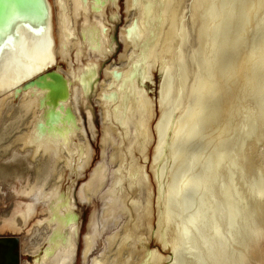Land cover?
<instances>
[{
    "label": "bare ground",
    "instance_id": "bare-ground-1",
    "mask_svg": "<svg viewBox=\"0 0 264 264\" xmlns=\"http://www.w3.org/2000/svg\"><path fill=\"white\" fill-rule=\"evenodd\" d=\"M115 6L43 0L1 37L0 189L31 197L3 229L40 208L30 264H75L76 198L99 196L83 264L115 225L92 264H264V0H126L103 67ZM91 95L101 157L77 197L65 181L92 162Z\"/></svg>",
    "mask_w": 264,
    "mask_h": 264
},
{
    "label": "rangeland",
    "instance_id": "rangeland-1",
    "mask_svg": "<svg viewBox=\"0 0 264 264\" xmlns=\"http://www.w3.org/2000/svg\"><path fill=\"white\" fill-rule=\"evenodd\" d=\"M118 1L120 4V8H117L115 6L114 8H116V9H114L112 12H110V19H112L111 22H113V23L109 22V24H111L113 27V30L111 33V38L113 41L116 42V45H115V49H114L113 54L111 56H109L107 58V60L103 61V63H102L103 67H105L106 65H108V64L114 62L116 59H118L119 55L122 53L123 48H124L122 41L120 40L119 35H120L121 28L126 23V18H127L126 17V8H125L126 0H118ZM102 64H101V68H102ZM99 77H101V75ZM148 83H149L148 87H149L150 92L153 95H155V92H156L155 86L152 84V82H148ZM90 98L93 100H91ZM90 98H89L90 99V105H92L94 107V108L93 107L92 108L94 111V122H95L96 129H97V135L95 138L93 137V135H91V132H90L91 144H92V147L94 149L92 162H91V165L83 172L82 176L79 175L76 177L75 174H71L72 176L71 177L69 176L65 181L66 186L73 184V192L74 193L76 192L77 197H78V195H77L78 190L76 191V189H79L80 186L83 184V182H85L88 179V176L92 172V168L94 170V168L97 166L96 163L100 162V157H101V148H102L101 147V142H102L101 141L102 140L101 113H100V108H99L98 104L95 102V99H94L95 97H93L91 95ZM82 111L84 112L83 109H82ZM75 179H76V181L74 182ZM68 182H70V183H68ZM21 186H22V183L19 180H16L15 184H11L9 181V178L1 181V189H0V238L10 237V236L18 237L19 238V245H18L16 251L18 252L19 257H20V264H30L33 261L34 254L30 250H27L25 248L28 245L27 242H29V241L30 242H34V241L36 242V238H38V234H37L38 232L33 233V230L37 229V226L35 225V223L38 220L43 219L45 213L43 211H41L39 208L38 212L39 211L40 212L39 213L37 212L38 214L36 213L32 217V219H30L28 226L23 227L22 228L23 230L21 229L20 231H12L11 229H8V228H6L5 230L3 229L4 220L6 218L12 216V213L16 211V207H21V206L25 205V203L29 202L28 201L29 198H31V197L22 195L21 193H18L21 189ZM95 198H96L95 203H92V202L82 203L81 201H79V198H76L77 203L79 204V208H80L79 212H80V216H81L80 217L81 221L79 222V228L81 227L80 232L82 235H81V238H78V240H79L78 253L76 255L75 264H83V259H82V255H81L82 254V244H83L82 238H83V235L86 234L88 229H89V222H90L89 219H90L91 215L94 212H96V216L100 217L101 213L103 212L104 206H105V203L103 202L104 200H102L99 196L95 197ZM19 201L21 202V206L19 205ZM100 219H101V217H100ZM116 228H117V225H115V227L104 226L103 234L100 236L99 242H97L98 244H96L94 246L92 252L90 253V256H89L90 262L89 263L87 262V264H92V260L94 259V257L98 254H101V252L104 250V247H105L106 242L108 240V236L111 233H113L116 230ZM152 245L155 246L154 242ZM5 251H6V247L0 244V264H6L5 260H4Z\"/></svg>",
    "mask_w": 264,
    "mask_h": 264
},
{
    "label": "water",
    "instance_id": "water-1",
    "mask_svg": "<svg viewBox=\"0 0 264 264\" xmlns=\"http://www.w3.org/2000/svg\"><path fill=\"white\" fill-rule=\"evenodd\" d=\"M42 2L43 0H0V39L17 21H25L30 25L37 23L35 19L38 20L40 16ZM50 70L49 73L54 71V68ZM0 244L6 247L5 263L20 264V257L16 251L19 238L3 237L0 238Z\"/></svg>",
    "mask_w": 264,
    "mask_h": 264
}]
</instances>
